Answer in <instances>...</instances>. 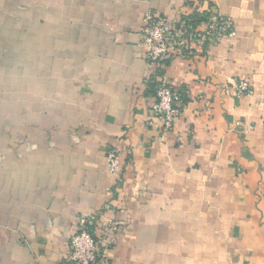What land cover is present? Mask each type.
I'll return each instance as SVG.
<instances>
[{"label":"crops","instance_id":"crops-1","mask_svg":"<svg viewBox=\"0 0 264 264\" xmlns=\"http://www.w3.org/2000/svg\"><path fill=\"white\" fill-rule=\"evenodd\" d=\"M213 2L236 35L154 65L146 14L200 0H0V264H71L93 215L96 264H264V0Z\"/></svg>","mask_w":264,"mask_h":264},{"label":"built area","instance_id":"built-area-1","mask_svg":"<svg viewBox=\"0 0 264 264\" xmlns=\"http://www.w3.org/2000/svg\"><path fill=\"white\" fill-rule=\"evenodd\" d=\"M193 10L206 13V21L197 26L192 24L189 16L194 11L180 13L176 17L154 12L146 14L142 32L147 47L146 59L149 63L162 65L165 60L176 56L206 53L210 44L236 35L233 19L220 13L213 0H200ZM250 87V82L246 79L239 80L236 85L240 93H249ZM183 104L184 96L179 89L165 80L156 81L154 102L150 111L154 117L160 119L165 132L173 129L182 113ZM121 154V149L116 147H111L107 151L108 168L117 185L123 180ZM96 223L95 215L80 219L77 230L69 242L68 261L71 264H96L99 260L106 263L92 229Z\"/></svg>","mask_w":264,"mask_h":264},{"label":"trees","instance_id":"trees-1","mask_svg":"<svg viewBox=\"0 0 264 264\" xmlns=\"http://www.w3.org/2000/svg\"><path fill=\"white\" fill-rule=\"evenodd\" d=\"M189 18L191 19V23L194 24L195 26L199 25L202 21H206L207 19V14L206 13H201L198 11H194ZM165 60L164 62H166ZM156 86V84H155ZM155 91V90H154Z\"/></svg>","mask_w":264,"mask_h":264}]
</instances>
